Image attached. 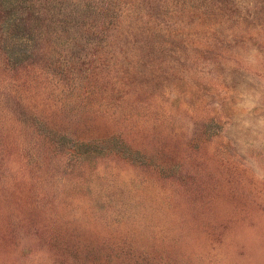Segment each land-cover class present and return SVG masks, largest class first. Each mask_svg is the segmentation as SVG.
<instances>
[{"label": "rangeland", "instance_id": "obj_1", "mask_svg": "<svg viewBox=\"0 0 264 264\" xmlns=\"http://www.w3.org/2000/svg\"><path fill=\"white\" fill-rule=\"evenodd\" d=\"M0 264H264V0H0Z\"/></svg>", "mask_w": 264, "mask_h": 264}]
</instances>
